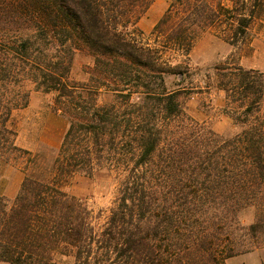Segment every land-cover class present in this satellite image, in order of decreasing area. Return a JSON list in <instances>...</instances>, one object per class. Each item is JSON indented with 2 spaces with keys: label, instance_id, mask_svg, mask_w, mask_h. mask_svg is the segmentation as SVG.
<instances>
[{
  "label": "trees",
  "instance_id": "trees-1",
  "mask_svg": "<svg viewBox=\"0 0 264 264\" xmlns=\"http://www.w3.org/2000/svg\"><path fill=\"white\" fill-rule=\"evenodd\" d=\"M154 2L0 0V164L28 156L14 199L0 195V263L225 264L264 247V76L215 68L238 127L226 136L165 84L188 73L206 32L246 43L264 0H167L144 39L137 24ZM77 52L93 59L84 84L70 77ZM28 86L53 93L68 121L50 163L19 149L10 128ZM78 173L116 184L102 224L59 186Z\"/></svg>",
  "mask_w": 264,
  "mask_h": 264
},
{
  "label": "rangeland",
  "instance_id": "rangeland-1",
  "mask_svg": "<svg viewBox=\"0 0 264 264\" xmlns=\"http://www.w3.org/2000/svg\"><path fill=\"white\" fill-rule=\"evenodd\" d=\"M166 7L167 0H155L140 18L137 28L143 32L144 39L149 38ZM219 36L215 29L201 35L189 54L188 73L182 78L167 76L165 84L169 90H184L180 100L190 117L204 123L215 134L226 136L236 133L238 127L225 115L228 102L225 92L218 86L219 77L215 68L227 63L228 67L239 66L244 70L258 71L264 76V21L253 23L246 43L231 46ZM92 64L93 59L88 53L77 52L73 58L71 79L86 83V71ZM28 89L26 107L14 111L10 120V128L15 132V145L23 152L38 155L50 163L57 154L68 121L57 109L53 93L35 90L33 86H28ZM109 100L112 101L111 98ZM27 158L24 153H17L0 164V195L9 201L20 189ZM59 186L68 195L86 203L95 223L104 222L116 194V184L110 178L102 174L89 177L78 173ZM253 214V210L243 214L244 224L253 221ZM225 264H264V247L226 260Z\"/></svg>",
  "mask_w": 264,
  "mask_h": 264
}]
</instances>
